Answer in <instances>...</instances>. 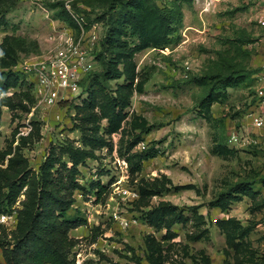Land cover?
<instances>
[{
	"label": "rangeland",
	"instance_id": "obj_1",
	"mask_svg": "<svg viewBox=\"0 0 264 264\" xmlns=\"http://www.w3.org/2000/svg\"><path fill=\"white\" fill-rule=\"evenodd\" d=\"M14 1L7 6L0 0V60L8 36L36 40L40 47L20 53L11 68L19 76L15 87L2 91L0 78V166L8 168L9 159L21 155L30 176L49 155L57 159L52 174L63 176L74 199L67 217L83 220L70 230L78 239L72 264H151L150 256L160 264H264V142L238 146L228 138L234 124L247 122L264 64V28L257 22L264 0L183 1L182 23L165 39L151 29L155 9L146 4L145 38L136 33L138 26L119 37L127 42L132 65L120 63L123 75L105 79L94 50L98 42L91 45L92 70L83 93L55 107H35L26 60L51 45L53 25L77 29L81 16L101 43L119 26L117 10L113 0ZM154 1L164 7L172 0ZM216 73L234 79L224 86L212 77ZM120 93L129 102L113 131L112 98ZM94 134L107 144L91 148ZM72 146L93 152L76 167L78 175L67 152ZM99 183L106 186L100 196ZM123 184L143 200L124 204ZM7 192L0 182V215L11 216L5 222L0 217V264H7L4 250L14 242L25 198L7 204ZM149 192L156 194L144 198ZM227 192L235 197L218 204ZM162 203L179 215L171 229L148 216ZM116 210L136 222L122 228L113 219Z\"/></svg>",
	"mask_w": 264,
	"mask_h": 264
},
{
	"label": "trees",
	"instance_id": "obj_2",
	"mask_svg": "<svg viewBox=\"0 0 264 264\" xmlns=\"http://www.w3.org/2000/svg\"><path fill=\"white\" fill-rule=\"evenodd\" d=\"M183 1L191 0H172L170 6L164 7L156 4L154 0H113L111 8L117 10L118 16L116 20L119 26L114 24L115 31H111L100 43L101 48L96 57L100 58L105 66L102 74H100L105 79L119 78L123 75V72L118 68L119 64L126 62L127 65H132V55L127 50V42L119 37L126 33L128 27L138 26L139 30L136 33L141 39L145 38L147 29L143 22L147 18H143V15L144 10H148L146 9L148 7L146 4L155 9V17H150L152 22L151 29L158 30L159 38L164 37L165 39L172 33V27L176 29L175 27L182 23ZM5 2L7 6L15 3L14 0H5ZM148 2L151 3V6ZM145 16L147 17L146 14ZM160 31L162 32L161 34ZM39 47L38 41H29L22 36H8L4 39L1 45L2 58L0 60V67L3 68V71L0 72V78H4L1 87L2 91H7L10 87H15L18 84L19 76L18 74L15 76L11 68L18 63L20 53L35 52L39 50ZM212 77L215 78L216 82L224 86L230 85L234 79L233 75H226L225 73H216ZM88 79L89 76L87 75L82 81V86L86 84ZM121 88L119 87L118 91ZM214 90L215 88L210 91L208 97L213 96ZM89 96L90 100L88 103L90 107H93L94 98L90 93ZM32 99L35 100L34 94H32ZM112 101L110 126H112L111 130L115 131L120 127L121 113L129 100L127 96L120 93L118 97L112 98ZM117 107L120 110H115ZM89 116L92 117L93 113H90ZM106 144L107 142L97 134L89 138L91 148ZM67 152L73 162L72 172L77 175L76 167L79 163L84 162L93 155L91 150L75 146L69 147ZM9 161L10 165L8 168H12L13 172L0 166V182L8 188V192L4 194L7 204H15L22 194L25 195V198L20 201L22 207L17 210L18 226L13 234L14 242L4 250L7 264H72L70 252L77 244L78 239L70 235V230L82 224L83 220L67 217V212L74 199L71 197L72 191L70 193L68 191L69 184L64 181L63 176H54L52 174V169L58 163L57 159L49 155L41 164L40 171L32 173L30 176L26 159L21 155H16L10 158ZM25 186L27 188L24 190ZM76 187L77 184H75ZM105 188V185L99 183L98 196L101 195ZM71 189L74 188L71 187ZM239 189V186H237L233 191L238 192ZM153 194H156V192L144 193V198H148ZM234 197L232 192L223 193L218 198L217 203H221L225 198ZM142 198L143 195L141 193L139 200H143ZM171 207H173L171 204L162 203L157 208L150 210L148 216L152 223L157 226L165 225L171 229L173 224L180 220L179 215L175 214ZM169 213L174 214L175 218L167 220L166 216ZM150 262L151 264H160L157 258L152 256H150Z\"/></svg>",
	"mask_w": 264,
	"mask_h": 264
},
{
	"label": "built area",
	"instance_id": "obj_3",
	"mask_svg": "<svg viewBox=\"0 0 264 264\" xmlns=\"http://www.w3.org/2000/svg\"><path fill=\"white\" fill-rule=\"evenodd\" d=\"M76 20L77 29L65 23L53 25L49 35L51 45L26 60V69L31 74L35 107H55L83 93L82 81L92 70L91 45L98 42L94 48L98 52L101 44L99 34L86 26L83 16ZM257 22L264 28V13L258 15ZM247 117L245 124H234L228 132L229 140L238 146L264 142V64L257 74L254 101ZM119 194L124 204L133 203L140 196L139 191L128 184L119 188ZM120 213L122 210H116L113 219L122 228L136 222ZM0 217L2 222L11 218L9 214H1Z\"/></svg>",
	"mask_w": 264,
	"mask_h": 264
}]
</instances>
